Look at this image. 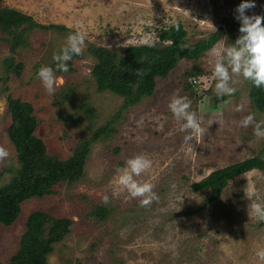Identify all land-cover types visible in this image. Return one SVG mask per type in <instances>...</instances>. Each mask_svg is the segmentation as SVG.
Segmentation results:
<instances>
[{"label": "rangeland", "instance_id": "rangeland-1", "mask_svg": "<svg viewBox=\"0 0 264 264\" xmlns=\"http://www.w3.org/2000/svg\"><path fill=\"white\" fill-rule=\"evenodd\" d=\"M241 0H0V8L21 12L40 25L64 26L85 35L82 59L73 61L74 73L56 76V91L48 94L37 72L53 64V54L64 45L68 35L55 30H34L31 47L11 55L9 46L0 41V145L9 157L0 163V186L7 184L17 168L16 151L7 137L11 123L9 97L33 105L38 122L36 134L42 138L50 155L60 159L94 128L111 121L112 135L90 146L83 179L72 187L61 186L55 195L32 199L23 204L20 218L10 227L0 226V262L5 263L17 250L24 231V221L35 210H43L74 224L70 235L58 243L47 264H260L256 252L264 249V221L251 212L247 198L250 187L264 203V175L253 170L229 182L215 203L207 196L191 193L192 183L213 171L245 159L264 160V139L254 135L253 127L244 128L241 120L255 113L250 86L242 76H232L234 95L216 94L213 68L216 53L237 39L227 32L226 23L237 24L236 7ZM256 7L247 15H260L264 0H254ZM187 11L189 16L183 12ZM182 24L189 41L206 39L218 30L212 51L200 59L181 61L165 80H158L154 95L139 105L120 111L121 104L110 94L98 93L90 70L95 61L89 46L115 52L133 45H144L145 35L174 24ZM1 39V36H0ZM234 39V40H235ZM9 57L22 63L21 75L6 76L3 61ZM198 66L207 77L196 94L183 87V73ZM61 91H71L61 100ZM173 96L187 97L205 129L202 135L184 143L185 132L168 108ZM223 98V99H222ZM81 103L94 107V121L77 111ZM240 107L241 111L236 109ZM92 121V122H91ZM143 155L151 168L141 182L154 185L158 199L141 206L140 198L119 191L117 169L126 161ZM104 195L109 203H102ZM102 206L109 211L105 220L91 214ZM198 210V211H197ZM189 215V213H193Z\"/></svg>", "mask_w": 264, "mask_h": 264}, {"label": "trees", "instance_id": "trees-1", "mask_svg": "<svg viewBox=\"0 0 264 264\" xmlns=\"http://www.w3.org/2000/svg\"><path fill=\"white\" fill-rule=\"evenodd\" d=\"M260 15L264 16V11ZM177 24L179 30L176 28ZM177 24L160 29L154 46L133 45L118 52L89 46L86 52L95 61L90 76L96 91L113 96L121 104L120 111L137 106L154 95L157 81L167 79L179 62L200 59L202 55L212 51L219 39L221 30L209 38L189 41L183 25ZM225 25L227 32L237 33V38L241 35L239 25ZM34 30H55L63 35L73 33L64 26H43L21 12L0 8V41L9 46L11 55L19 49L27 50L31 47L30 37ZM234 39L228 41L235 42ZM82 58L83 55L73 56L68 62L69 71L56 72L55 75L74 73L73 61ZM3 65L6 76L18 78L21 75L23 64L15 63L12 57L5 59ZM47 66L55 67V63ZM205 77L207 74L198 66H190L183 73L182 87L190 95L194 92L196 94L200 89L206 91L207 88L201 84ZM248 84V98L259 113H264V88H256L250 81ZM61 92V100H66L71 93ZM7 106L11 118L7 137L16 151L17 168L10 181L0 186V226L6 228L14 225L20 218L22 206L27 201L55 195L61 186L72 187L78 184L85 175L90 146L111 136L113 131L111 121L94 128L92 134L81 139L71 150V156L60 159L49 154L45 141L36 134L38 122L33 105L19 98L9 97ZM95 110L87 103H81L77 107V111L84 113L92 121L96 119ZM253 170L264 175V160L253 157L213 171L201 181L192 183L191 193L195 197L207 196V202L215 203L231 180ZM108 214L109 211L100 206L90 215L102 221ZM192 214L194 212L189 213ZM73 224L69 218H59L49 212L35 210L24 221V231L16 252L5 263L0 264H47L55 246L70 235Z\"/></svg>", "mask_w": 264, "mask_h": 264}, {"label": "clouds", "instance_id": "clouds-1", "mask_svg": "<svg viewBox=\"0 0 264 264\" xmlns=\"http://www.w3.org/2000/svg\"><path fill=\"white\" fill-rule=\"evenodd\" d=\"M255 7L254 0H241L235 9V18L240 22L239 32L241 35L233 44L223 46L216 53L213 79L217 81L215 88L219 97L234 95L236 89L231 86L233 75L242 76L256 88H264V16L246 14L248 10ZM183 12L189 16L187 11ZM176 28L179 30L178 24ZM154 38V35H145L141 42L148 46H154ZM84 46L85 35L83 32L70 33L60 50L53 54L55 67L42 66L38 70L37 77L48 94H54L56 91V72L67 73L69 71L68 62L72 60L73 56L82 55ZM190 107L191 102L187 97L180 96H173L168 104L169 110L179 123V130L187 133L184 136V143L188 145L194 139L193 134L202 135L205 131L201 127L197 114L189 110ZM236 110L241 111L242 108L238 107ZM240 124L244 128L252 126L254 135L264 139V121H257L255 113L245 116ZM9 155L8 149L0 145V163L6 160ZM151 164V160L143 155L129 158L124 168L117 169L119 191L114 192L113 195L127 192L132 198H140L141 206H150L153 201L158 199L153 190L154 185L141 182L137 178L146 173L151 168ZM257 196L255 187H250L247 198L253 201L250 205L252 215L257 220L264 221V203L255 202ZM102 203H109L107 195L103 196ZM256 256L260 264H264V249L258 250Z\"/></svg>", "mask_w": 264, "mask_h": 264}]
</instances>
